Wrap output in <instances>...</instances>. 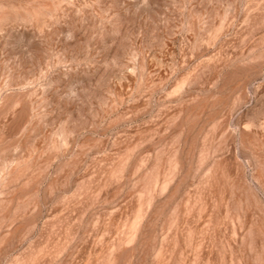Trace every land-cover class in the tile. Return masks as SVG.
Segmentation results:
<instances>
[{"label":"rangeland","instance_id":"rangeland-1","mask_svg":"<svg viewBox=\"0 0 264 264\" xmlns=\"http://www.w3.org/2000/svg\"><path fill=\"white\" fill-rule=\"evenodd\" d=\"M0 264H264V0H0Z\"/></svg>","mask_w":264,"mask_h":264}]
</instances>
